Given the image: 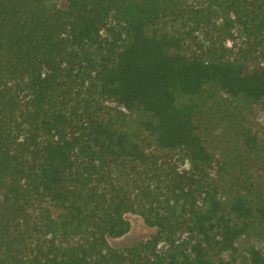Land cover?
<instances>
[{
    "label": "trees",
    "instance_id": "trees-1",
    "mask_svg": "<svg viewBox=\"0 0 264 264\" xmlns=\"http://www.w3.org/2000/svg\"><path fill=\"white\" fill-rule=\"evenodd\" d=\"M262 103L264 0H0V264H264Z\"/></svg>",
    "mask_w": 264,
    "mask_h": 264
},
{
    "label": "rangeland",
    "instance_id": "rangeland-1",
    "mask_svg": "<svg viewBox=\"0 0 264 264\" xmlns=\"http://www.w3.org/2000/svg\"><path fill=\"white\" fill-rule=\"evenodd\" d=\"M258 116L256 119V129L258 130L261 139L264 137V103L260 104L257 108ZM125 219L128 221L130 228L127 234L117 239H109L108 243L114 248H125L133 245L139 241H143L150 237L153 233V229L147 227L142 218L137 214H126ZM249 244V243H248ZM254 245V243H253ZM256 248H260L264 251V243H256L254 245ZM247 244L241 245V250L245 251Z\"/></svg>",
    "mask_w": 264,
    "mask_h": 264
}]
</instances>
